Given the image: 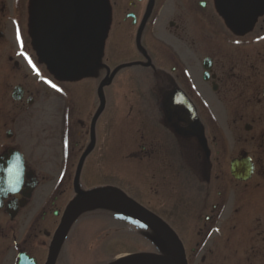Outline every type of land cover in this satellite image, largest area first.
<instances>
[{
  "label": "flooded vegetation",
  "instance_id": "obj_1",
  "mask_svg": "<svg viewBox=\"0 0 264 264\" xmlns=\"http://www.w3.org/2000/svg\"><path fill=\"white\" fill-rule=\"evenodd\" d=\"M37 3L0 0V264H46L76 189L119 187L88 182L112 135V91L115 114L129 103L143 123L127 155L143 177L168 170L208 199L197 206L198 235H223L228 218H245L248 264H264V6L234 27L221 0H102V19L91 12L89 26L43 46ZM110 42L130 59L108 64ZM131 66L146 70L148 89L134 81L121 93Z\"/></svg>",
  "mask_w": 264,
  "mask_h": 264
},
{
  "label": "rangeland",
  "instance_id": "obj_2",
  "mask_svg": "<svg viewBox=\"0 0 264 264\" xmlns=\"http://www.w3.org/2000/svg\"><path fill=\"white\" fill-rule=\"evenodd\" d=\"M122 18L123 15H120L117 21ZM109 44L108 51L106 49L108 64L130 59L131 53L116 52L113 44ZM121 74L123 82L120 78L118 83L120 92L128 93L134 87V81H143L137 88L148 89V75L144 68L131 66L122 69ZM116 92L118 93H109L111 109L108 114L113 124L112 135L108 144L99 142L103 147L99 154L104 158L100 163L101 174L96 179L91 178L89 186L94 187L97 182L105 186L114 184L137 203L149 206L151 211L170 224L183 241L187 264H248L247 259L252 254L249 232H253V226L248 227L245 218H228L229 223L223 235L212 230L198 235V229L203 225L201 217L205 214L197 218L200 213L198 208L208 203V199L199 198V193L196 195L198 191L186 187L182 175H174L168 170L165 173L162 171L163 174L156 172L150 183L148 178L143 177L138 158L131 159L127 156L128 150L135 151L136 145L140 144L137 139L143 123L135 109L130 113L129 103L125 105L120 101L117 108L122 116L115 114L114 106L118 98ZM233 222L238 223V232L231 233ZM260 227L264 228L263 225ZM66 237L59 264H103L131 252L159 253L162 249L161 242L143 225L134 223L122 214L101 208L90 209L81 214Z\"/></svg>",
  "mask_w": 264,
  "mask_h": 264
},
{
  "label": "water",
  "instance_id": "obj_3",
  "mask_svg": "<svg viewBox=\"0 0 264 264\" xmlns=\"http://www.w3.org/2000/svg\"><path fill=\"white\" fill-rule=\"evenodd\" d=\"M53 2L56 5L59 4L60 8L57 6L53 7V13L59 12V17L55 23L51 24V27L48 25L50 17H47V0H38L37 3V8L40 10L39 14L43 20L41 34L44 39L43 46L49 45L48 39L50 35H52L53 39L55 38L54 40L52 39V43L54 41L60 42L66 38L69 31L73 29L80 31V28L85 27L84 25L89 26L90 21L88 19L90 17L88 14H91V12L92 15H97V19H102L104 16L102 9H99L102 6V0H54ZM221 4L230 23L234 27H239L248 25V22L253 19L252 17L263 8L264 0H221ZM82 8L84 9L83 15L80 11ZM93 8L95 12H93ZM73 12H75V20L79 19L80 16L84 21L75 22L72 16ZM76 196L68 204L58 229L53 235L46 264H54L60 245L78 214L88 208L98 206L119 211L142 223L155 234L163 247V252L160 254L154 252L130 253L115 258L106 264H187L182 243L178 240L175 232L154 213L147 211L139 203L134 202L119 188H97L87 192L76 189Z\"/></svg>",
  "mask_w": 264,
  "mask_h": 264
},
{
  "label": "snow or ice",
  "instance_id": "obj_4",
  "mask_svg": "<svg viewBox=\"0 0 264 264\" xmlns=\"http://www.w3.org/2000/svg\"><path fill=\"white\" fill-rule=\"evenodd\" d=\"M31 62V61H30ZM55 87V85H53ZM9 171H11V169H9Z\"/></svg>",
  "mask_w": 264,
  "mask_h": 264
}]
</instances>
